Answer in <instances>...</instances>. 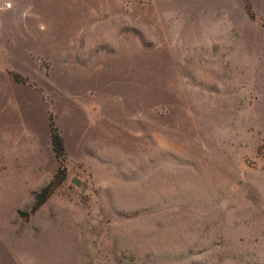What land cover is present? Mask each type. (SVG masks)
<instances>
[{
    "label": "rangeland",
    "instance_id": "obj_1",
    "mask_svg": "<svg viewBox=\"0 0 264 264\" xmlns=\"http://www.w3.org/2000/svg\"><path fill=\"white\" fill-rule=\"evenodd\" d=\"M0 264H264V0H0Z\"/></svg>",
    "mask_w": 264,
    "mask_h": 264
},
{
    "label": "trees",
    "instance_id": "obj_2",
    "mask_svg": "<svg viewBox=\"0 0 264 264\" xmlns=\"http://www.w3.org/2000/svg\"><path fill=\"white\" fill-rule=\"evenodd\" d=\"M50 143H51V148H52V151L55 157L60 158L63 152V146H62L60 136L58 135V133L52 126H50ZM48 190H49L48 186L40 190V192L37 194V198H38L37 202H41L44 199Z\"/></svg>",
    "mask_w": 264,
    "mask_h": 264
},
{
    "label": "water",
    "instance_id": "obj_3",
    "mask_svg": "<svg viewBox=\"0 0 264 264\" xmlns=\"http://www.w3.org/2000/svg\"><path fill=\"white\" fill-rule=\"evenodd\" d=\"M71 180H72V182H74L75 184H79V181H78L77 179L72 178Z\"/></svg>",
    "mask_w": 264,
    "mask_h": 264
}]
</instances>
